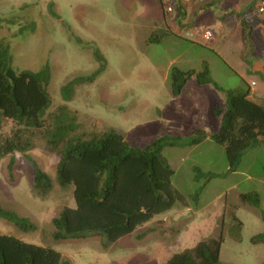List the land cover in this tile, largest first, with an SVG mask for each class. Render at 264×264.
<instances>
[{
    "label": "rangeland",
    "instance_id": "1",
    "mask_svg": "<svg viewBox=\"0 0 264 264\" xmlns=\"http://www.w3.org/2000/svg\"><path fill=\"white\" fill-rule=\"evenodd\" d=\"M167 5L173 9L170 14L165 11ZM213 8L212 13L206 11V0H0V43L17 72L49 68V110L66 105L84 128H112L128 144L143 148L157 137L185 138L197 129L210 130L204 120L196 122L201 128L186 126L195 124L198 114L205 115L203 95L194 94L195 75L204 68L208 74L203 79L211 80L207 83L210 88L216 84L212 78L218 82L215 89L224 96L223 101L225 91L240 85L231 68L244 72L240 55L243 61L250 57L247 43L257 47L249 37L251 27L243 14L234 11L225 17L222 9L231 8ZM184 11L185 21L176 25L175 17ZM206 30L212 33L209 41L203 39ZM244 31L246 50L240 53ZM173 69L196 73L180 97L173 96L169 87ZM95 72L93 81L74 85L71 97L62 98L61 87ZM254 76H249V83L260 82ZM175 115L180 116L176 123ZM209 115L216 119L212 111ZM184 147L167 146L161 154L174 170L172 186L180 191L190 211L177 205L115 242H107L102 234L55 240L51 219L63 207H74L72 187L63 190L54 185L47 196L38 197L32 192L31 162L15 155L10 180L6 157L0 160V206L28 219L35 228L21 231L0 219V234L55 249L70 264H162L173 253L221 232L220 264H263L264 243L251 242L264 233L260 200L258 207L243 205L237 195L257 190L264 197L260 181L264 147L244 152L238 174L226 176L221 173L226 166L224 148L210 142L199 148ZM29 155L40 170L54 178L55 155L42 149ZM195 210L198 212L193 213ZM233 215L242 221L240 228Z\"/></svg>",
    "mask_w": 264,
    "mask_h": 264
},
{
    "label": "trees",
    "instance_id": "2",
    "mask_svg": "<svg viewBox=\"0 0 264 264\" xmlns=\"http://www.w3.org/2000/svg\"><path fill=\"white\" fill-rule=\"evenodd\" d=\"M97 74L65 84L61 87L62 98L68 100L74 85L91 82ZM195 74L192 70L173 69L169 78L172 95H179L186 80ZM207 74V68H204L202 73L195 75L197 81L210 83V79H203ZM49 80L48 67L36 72L14 70L7 48L0 43V160L9 158L6 170L10 180L15 155L30 161L32 192L38 197L47 196L54 185L63 190L72 187L74 207H63L58 216L51 219V235L55 240L102 234L107 242H115L177 205L188 206L171 184L174 170L161 154L167 146H193L210 138L223 146L228 171L235 172L243 153L264 142V104L252 102L247 93L225 91V104L215 106L212 111L220 117L216 133L207 134L197 129L185 138L157 137L149 145L139 148L128 144L112 128H84L66 105L49 110ZM36 149L58 158L53 179L32 161L29 154ZM239 198L242 204L259 206L256 192L241 193ZM0 219L21 231L35 228L28 219L1 206ZM232 219L240 228L241 222L234 215ZM222 242L220 232L216 238L199 241L191 249L172 254L164 264H220ZM251 242L264 243V233L252 237ZM0 264L70 262L55 249L0 234Z\"/></svg>",
    "mask_w": 264,
    "mask_h": 264
},
{
    "label": "crops",
    "instance_id": "3",
    "mask_svg": "<svg viewBox=\"0 0 264 264\" xmlns=\"http://www.w3.org/2000/svg\"><path fill=\"white\" fill-rule=\"evenodd\" d=\"M251 2L254 3V5L251 4ZM257 2H258V0L257 1H252V0H206V6H207L206 11H208V13H212V12H214L213 10H215V8H213V7L218 5V6H221V7L231 8V10L222 9V13L224 14L225 17L228 16L229 13H233L234 11H237V13L239 12L240 14L244 15V19H247L248 24L251 27V28L249 27L250 30H251L249 37L253 39V42H255V45H257V47L255 48L254 46L250 45V43L249 44L247 43V46H249V48H247V50H249V52H250V57H245L244 61H243V59H242L243 57L241 55L239 57L240 60H242L241 61L242 64H244L243 67H244L245 71L243 72V68L240 69V72L234 71L233 68H231V70L235 73V75L238 76V78L240 80V85H238V86L236 85L234 88L230 87L229 90L237 91L239 93H247V98L249 100H251L252 102H254L256 104L263 105L264 104V16H260V15L257 14V12H256ZM250 5H252V7H250ZM229 11H232V12H229ZM217 12H219V11L217 10ZM255 13H256V15H254ZM184 16H185V11H184L183 14L179 13L175 17L176 25L177 24L179 26L181 25V21L184 19L183 18ZM184 21H185V19H184ZM246 40H247V34H246V31H244V33L242 34V39L239 42V44L242 47V49L240 50V53L243 52V49L246 50L244 48ZM208 70L210 71L209 67H208ZM252 73L255 74L254 77H258L259 78V80H260L259 83L255 82L253 80H251L250 83L248 82L249 81L248 80L249 76H251ZM191 78L186 80V82L184 83V85H183V87L181 89V92L179 94V97L183 93V90L187 86V83L190 82ZM212 81H214V83H216L215 84L216 85L215 88H217L218 87V82L216 80H214L213 78H212ZM196 82H197L196 83L197 85L195 86L196 88H195L194 94L200 93V95L201 94L203 95V99H204L205 103L207 104V106H204L205 107V115L203 113H202V115L198 114V116L195 117V119H194L195 124H194V122H192V124L191 123H187L186 126L188 128H196V127H200L201 128V126L196 125V122L199 123V122L204 120V122H205L204 125H206V127H211L210 130H208L209 128H206V131H207L206 133L207 134H214V133H216L219 130L220 119L217 118V116H216V119H215V117L210 116L209 112L213 111V108L215 106H223L225 104V100L223 101L224 96L220 95L221 92L219 90H217L218 88L217 89H215L214 87L210 88L209 87L210 85H208L207 83L201 84L198 81H196ZM218 99H221V100L218 101ZM179 117L180 116L177 117V115H175V123H176V120ZM207 142H210L213 146H217V145L221 146L220 144L214 142L210 138H207L204 141H202V142H200V143H198L196 145H193V147L199 148L200 145L206 144ZM221 147L223 148V146H221ZM263 147H264V142L259 144L258 147L256 146V148H259V149H261ZM179 148L182 150V148H185V147H175V149H179ZM253 149H255V148H253ZM247 150H249V149H247ZM225 165L226 166H225L223 172H221L223 174V176H226V174L229 173L227 160L225 161ZM230 174L231 175H237L238 174V170L235 171V172H230ZM248 177L251 178L250 176H248ZM260 181H261V184H263L264 183V177L260 178ZM176 191L180 193V191H178V190H176ZM252 191H256V193L258 194V197H259V200H260V209H261V211H262V213L264 215V197L261 195V192H259L257 190H249V192H252ZM241 193L242 192H239V194L237 195L238 201L240 199L239 196H240ZM225 195H226V193H225ZM235 205L237 207L240 206L239 202L237 204H235ZM223 207L225 208L226 204L223 205ZM182 208L185 211H190V207H188V206H185V207H182ZM213 210H215V209H213ZM196 212H198V210L193 211V213H196ZM236 219H238V218L236 217ZM152 220L149 221L148 223L144 224V225L150 224L152 222ZM238 220L241 222V225H243L242 221L240 219H238ZM213 221L216 224V222H217L216 218L213 219ZM200 241H202V240H200ZM198 242L199 241H197L192 247H194ZM192 247L186 248V249H191ZM186 249H183V250H186ZM176 253H179V252H176ZM164 263H162V264H164Z\"/></svg>",
    "mask_w": 264,
    "mask_h": 264
},
{
    "label": "built area",
    "instance_id": "4",
    "mask_svg": "<svg viewBox=\"0 0 264 264\" xmlns=\"http://www.w3.org/2000/svg\"><path fill=\"white\" fill-rule=\"evenodd\" d=\"M190 0H183L184 3H188ZM167 14L172 13L173 9L170 5H167L165 8ZM256 12L260 16H264V0H258L256 6ZM212 38V33L210 30H206L203 33V39L209 41Z\"/></svg>",
    "mask_w": 264,
    "mask_h": 264
}]
</instances>
